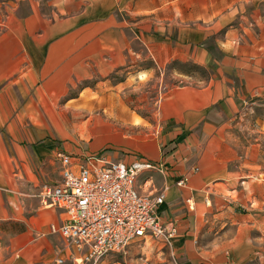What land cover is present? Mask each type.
<instances>
[{
    "label": "crops",
    "instance_id": "crops-1",
    "mask_svg": "<svg viewBox=\"0 0 264 264\" xmlns=\"http://www.w3.org/2000/svg\"><path fill=\"white\" fill-rule=\"evenodd\" d=\"M257 5L256 0H1L0 224L10 221L15 228L0 264H54L57 257L62 264H83L76 262L81 252L50 230L64 214L42 205L38 195L43 183L60 177L59 151L71 149L53 137L38 142L36 105L51 103L56 88L91 69L109 72L141 58H152L160 68L184 54L212 64L213 73L159 93L154 113L164 127L163 149L136 144L143 153L131 154L147 157L161 171L143 172L138 182L152 192L165 189L157 213L176 228L180 264H264V163L257 157L264 120L256 119L251 129L245 122L254 133L248 144L236 132L244 110L264 100V48L257 41L262 31L256 36L247 28L260 20L252 9ZM225 25L224 53L215 61L199 42ZM107 156L127 161L132 155ZM184 176L185 184L177 185Z\"/></svg>",
    "mask_w": 264,
    "mask_h": 264
},
{
    "label": "rangeland",
    "instance_id": "rangeland-1",
    "mask_svg": "<svg viewBox=\"0 0 264 264\" xmlns=\"http://www.w3.org/2000/svg\"><path fill=\"white\" fill-rule=\"evenodd\" d=\"M256 2L257 7L252 9L260 20L248 23L247 28L256 36L262 31L257 41H262L264 48V0ZM0 7L3 10L1 0ZM252 9L246 10L247 15L253 14ZM238 21L236 19L232 24ZM228 26L199 42L200 46L207 47L215 61L224 53L221 41ZM126 32L131 33L128 29ZM134 47L138 49L141 46L134 42ZM212 73V64H202L189 54L168 59L160 68L152 58H141L128 61L109 72L91 69L86 76L72 78L66 87L56 88L51 103L36 105L39 118L32 122L38 125V142L53 137L64 142L71 152L114 153L117 159L124 155L130 158L131 152L143 153L136 144L153 143L156 149H163L164 127L154 113L159 93L170 85H184L192 79L203 80ZM242 116L245 120L240 121L236 132L241 143L248 144L254 135L249 131L253 128L252 124L256 119L264 120V100L262 105H250ZM245 122L251 123L249 129L245 127ZM257 157L264 163V143ZM56 172L58 174V168ZM59 179L57 175L52 183ZM8 222L0 224V257L9 254L7 242L15 228L12 222ZM16 228L19 229L18 226ZM101 260L102 264H169L166 249L154 243H136L123 253L108 254Z\"/></svg>",
    "mask_w": 264,
    "mask_h": 264
},
{
    "label": "built area",
    "instance_id": "built-area-1",
    "mask_svg": "<svg viewBox=\"0 0 264 264\" xmlns=\"http://www.w3.org/2000/svg\"><path fill=\"white\" fill-rule=\"evenodd\" d=\"M60 179L43 183L38 193L42 205L64 214L59 225L50 224L68 246L81 252L76 262L95 264L112 253H123L136 243H154L165 248L169 264H180L173 245L175 226L157 213L165 189L154 192L138 182L141 173L158 170L147 157L111 160L104 153L79 154L59 151ZM197 170V167H193ZM186 178L176 184L181 186ZM57 257L54 264H62Z\"/></svg>",
    "mask_w": 264,
    "mask_h": 264
}]
</instances>
